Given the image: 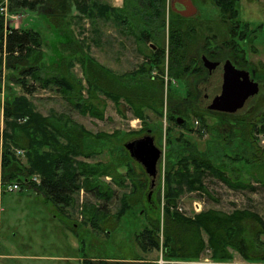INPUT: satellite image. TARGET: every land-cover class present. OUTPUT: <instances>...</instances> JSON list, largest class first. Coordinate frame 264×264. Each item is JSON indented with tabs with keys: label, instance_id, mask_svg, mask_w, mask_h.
I'll use <instances>...</instances> for the list:
<instances>
[{
	"label": "rangeland",
	"instance_id": "1",
	"mask_svg": "<svg viewBox=\"0 0 264 264\" xmlns=\"http://www.w3.org/2000/svg\"><path fill=\"white\" fill-rule=\"evenodd\" d=\"M191 2L196 13L183 17L171 10L169 0L153 2L152 8H146L148 0H143L142 5L139 0H77V7H71L75 10L60 19L57 26L37 18L34 9L7 12L3 21L5 29L37 31L42 45L34 53L33 58L39 56L38 59L29 63L35 68L38 80L30 75L18 76L6 64L0 67V147L4 140L2 133L12 134L3 116L7 97L9 101L23 98L20 101L27 104L33 116L45 120L39 125L60 145L65 146L67 140L57 128L59 131L81 129L88 134L80 138L88 157L72 156L70 164L74 173H79V164L94 169L96 174L89 181L91 187H96L73 192L68 206L62 208L32 189L9 192L0 185V264H81L83 257L97 261L142 259L146 263H168L157 250L143 253L136 245L135 235L148 224V219L163 225L166 171L170 169L173 174L187 165L193 172L190 157L197 154L208 157L230 182L255 189L235 190L207 174L202 179L203 190L192 191L184 184L178 185L172 210L189 218L205 211L232 214L250 210L264 221V186L254 181L263 163L260 152L264 149V133L255 131L264 126V0L237 1L239 25L234 37L236 41L244 39V62L233 61L224 50L215 48L230 30L225 22H220L213 2ZM8 5L11 9L15 7L9 0H0V7L6 11ZM179 21L200 31H197L198 40H193L187 51L184 49L189 59L179 70L192 71L195 65L191 61L196 57L198 71L188 70L176 77L169 70L171 60L167 56L169 35L176 29L174 23ZM141 32L146 36L143 40ZM206 36H212L217 43L205 45ZM157 48L164 50L162 74L159 64H152L153 51ZM212 50L219 54L214 57ZM228 61L245 76L247 91L227 111L203 108L205 85L220 71L219 65ZM88 63L107 73L110 84L113 81L122 92L131 89L144 95L147 91L155 99L147 98L148 105L140 109L142 116H137L123 97L114 99L115 96L96 88L91 78L93 67ZM12 75L25 79L33 91L24 93ZM52 77L65 78L73 87L71 92H64L53 83L43 87L44 80ZM159 80L163 81L160 97ZM91 109H96L100 117L92 115ZM172 117L181 121L171 120ZM9 122L19 124L14 117ZM146 135L153 138L161 151L153 183L124 148L126 143ZM36 136L43 138L41 134ZM5 142L10 146L9 138ZM38 151L55 154L48 146H41ZM16 155L26 162L22 153ZM103 170L105 173H101ZM79 178L82 184L83 176ZM140 185H143L141 198L131 205L135 186ZM176 185L173 179L169 186L176 189ZM97 191L105 196H96ZM252 232L250 229L246 232L245 243L253 241ZM201 237L205 246L199 259L176 263L264 264V260L243 258L232 246L225 248L228 259L214 261L207 235L201 232ZM259 241L264 245V234L259 236Z\"/></svg>",
	"mask_w": 264,
	"mask_h": 264
},
{
	"label": "trees",
	"instance_id": "2",
	"mask_svg": "<svg viewBox=\"0 0 264 264\" xmlns=\"http://www.w3.org/2000/svg\"><path fill=\"white\" fill-rule=\"evenodd\" d=\"M140 4H143V0H139ZM161 1V0H160ZM216 8H218L220 15V22H225L227 26L228 33L227 37L220 42L215 48L224 50L226 54H229L231 60H241L244 62L245 54L243 52L244 39L242 41L235 40V35L238 34V15L239 9L237 8L238 0H211ZM153 2H158V0H148L146 8L153 6ZM163 2V0H162ZM15 6H7V12L10 14L16 13L18 10L23 8H30L36 10L39 15H48L51 18V23L55 26L59 25L60 19L64 18L71 7H77V0H9V4ZM237 19V20H235ZM4 16L0 13V67L6 66L9 69H15L18 76L30 75L34 80H38V76L35 74V68L33 65L29 64L32 61L38 59L39 56L34 57V53L39 51L42 45V39L40 33L32 29H20L4 27ZM237 21V22H236ZM180 22V21H179ZM185 21L180 23H174L176 29L172 31L169 35L170 48L167 57H170L171 65H169V70L174 72V76L180 77L184 73L197 72L198 64L197 58H193L191 63L194 66L191 69L185 68L182 72L179 70L181 64L185 65L188 61L187 54L184 52L188 50L189 45L193 40L197 39V31L194 26H183ZM229 26H228V24ZM183 24V25H182ZM224 24V23H223ZM200 32V31H198ZM235 32V33H234ZM141 40L145 39L146 36L144 32H141ZM215 38L212 36H206L204 44L207 46L212 43ZM239 39V38H238ZM208 42V44H207ZM240 42V46L237 45ZM186 45L185 48L184 45ZM217 41H215V44ZM219 43V42H218ZM214 44V45H215ZM219 54L216 50L214 56ZM153 65H158V70L162 74V65L164 64V50L157 48L153 51ZM191 57V56H190ZM192 59V58H191ZM89 67L92 64V75L91 78L94 83L97 84L96 88H100L109 96L123 97L126 102L135 109V114L137 116H142L140 109L143 106H147V98L155 99L154 97H149L150 93L145 91V94L137 93L134 90H124L118 87L113 81L110 84V78L107 73L99 69L93 63H88ZM87 64V65H88ZM84 65V64H83ZM86 66V65H85ZM161 66V67H160ZM156 68V67H155ZM1 71V69H0ZM179 71L182 73L177 74ZM14 79L16 75H12ZM18 84L23 89L24 93H31L33 88L28 86L25 79L19 80L16 78ZM162 80H159L158 84V96L162 95ZM49 83L55 84L64 92H71L73 89L72 85L67 82L65 78L52 77L45 79L43 87L47 86ZM23 98H15L9 101V97L3 106V116L5 126L10 128L11 135L6 132L2 133L4 137L3 143L0 147V177L2 188L5 189L10 184H18L20 189H32L36 192L42 193L47 199L51 201L54 206H59L65 208L68 206L71 200V194L80 188L90 191L91 188L95 189L96 186H90V179L96 174V171L92 169L89 165L79 164V173H74L72 166L70 164V159L72 156L84 155L85 144L82 139L88 134H85L81 129H69L63 131L62 129H55L60 132V135L67 140L65 146L60 145L51 134H47L46 130L43 128L41 120L36 116H33L28 108L27 104L21 102ZM18 100L20 102H18ZM17 101V102H16ZM76 107H79L78 105ZM88 109V108H87ZM90 113L92 115H98L100 113L96 109H91ZM14 117L18 120L17 123H10L9 119ZM171 120H175L173 117ZM177 122V121H176ZM41 124V125H39ZM47 125V124H45ZM256 132L264 133V126L261 129H255ZM17 134H16V133ZM15 133V134H14ZM41 134L42 139H38L36 135ZM11 140L10 146L6 143V139ZM41 146H48L49 149L55 154H50L49 152H39L38 148ZM16 151H21L25 156L26 162L23 163L19 156L16 155ZM261 161L259 173L254 176L255 183H259L264 186V149H262ZM190 163L194 167L193 172L189 171L187 165H185L181 170L170 173V169L166 171V202L164 207V220L163 225H160L158 220L148 219V224H146L136 235L135 242L137 247L143 253H149L152 250H157L161 253L162 259L169 261L164 264H180L176 262L180 261H194L199 259V254L202 252L205 243L201 237V232L207 235V245L211 250V257L214 261H223L229 258L226 247H235L241 256L247 260H264V245L259 241V236L264 234V221L258 215L250 210L235 211L232 214H224L217 211H205L195 215L193 218H189L174 211V199L176 198L179 186L184 184L189 190H203L202 179L205 175L210 174L216 176L220 181L228 185L232 189H247L253 191L255 188L251 185L244 183H234L230 182L224 173L216 168L208 157L201 156L197 154L192 155ZM260 161V162H261ZM101 173H105L103 170ZM39 176V183L36 184L31 182L32 176ZM83 176L82 184L79 182V177ZM173 179L176 180V189L170 188ZM145 186V185H144ZM1 189V188H0ZM136 195L130 198L131 205L139 202L141 195L143 193V185L138 187L135 186ZM98 197H104L105 194H101L100 191L95 193ZM135 197V198H134ZM125 202H123L122 207H125ZM123 212H120V215ZM253 231V241L251 243H245V238L247 237L246 232ZM137 260V259H136ZM140 261H123L120 260H92L83 257L81 264H155L146 263L144 260Z\"/></svg>",
	"mask_w": 264,
	"mask_h": 264
},
{
	"label": "water",
	"instance_id": "3",
	"mask_svg": "<svg viewBox=\"0 0 264 264\" xmlns=\"http://www.w3.org/2000/svg\"><path fill=\"white\" fill-rule=\"evenodd\" d=\"M172 11L183 17H190L196 13L191 0H169ZM219 72L211 76L205 85L206 95L203 99V108L215 111H227L241 101L247 91L245 76L236 70L228 61L219 65ZM181 119H177L180 122ZM131 158L140 163L153 183L157 173V162L161 151L154 145L151 136L135 139L124 145Z\"/></svg>",
	"mask_w": 264,
	"mask_h": 264
},
{
	"label": "built area",
	"instance_id": "4",
	"mask_svg": "<svg viewBox=\"0 0 264 264\" xmlns=\"http://www.w3.org/2000/svg\"><path fill=\"white\" fill-rule=\"evenodd\" d=\"M0 13L3 14L4 18H6V15H7L6 8L4 9L3 7H0ZM16 152H17V154L22 153L21 151H16ZM0 161H1V159H0ZM0 171H1V165H0ZM30 181L38 184L39 183V178L36 177V176H32L31 179H30ZM0 185L2 186V184H1V177H0ZM5 189L7 191H9V192H14V191H17L19 189V185L18 184H10ZM0 190H2V189H0Z\"/></svg>",
	"mask_w": 264,
	"mask_h": 264
},
{
	"label": "crops",
	"instance_id": "5",
	"mask_svg": "<svg viewBox=\"0 0 264 264\" xmlns=\"http://www.w3.org/2000/svg\"><path fill=\"white\" fill-rule=\"evenodd\" d=\"M71 10L73 11V10H75V9L73 8V9H71ZM71 10L69 11V14H70V12H72ZM34 13H37L36 10H35ZM36 16H37V18L40 17V19H42V20L44 19V22H47V23H48V22H50V23L52 22V21H51V18H49L48 15H39V14L37 13ZM62 19H63V18H62Z\"/></svg>",
	"mask_w": 264,
	"mask_h": 264
},
{
	"label": "flooded vegetation",
	"instance_id": "6",
	"mask_svg": "<svg viewBox=\"0 0 264 264\" xmlns=\"http://www.w3.org/2000/svg\"><path fill=\"white\" fill-rule=\"evenodd\" d=\"M211 53H212V55L214 56L215 51L212 50ZM210 55H211V54H210ZM212 55H211V56H212ZM214 57H215V56H214ZM239 72H240V71H239Z\"/></svg>",
	"mask_w": 264,
	"mask_h": 264
}]
</instances>
